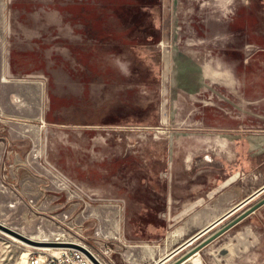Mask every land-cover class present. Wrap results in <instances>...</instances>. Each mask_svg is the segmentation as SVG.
Segmentation results:
<instances>
[{"label": "rangeland", "instance_id": "374dc122", "mask_svg": "<svg viewBox=\"0 0 264 264\" xmlns=\"http://www.w3.org/2000/svg\"><path fill=\"white\" fill-rule=\"evenodd\" d=\"M67 1L28 0L27 3L26 0H12L10 8L11 47L16 44L17 48H21L20 45L28 48V56L24 58L15 55V61L25 65L29 72L41 71L38 69L40 67L54 76L52 80L64 82L60 85L61 88L48 87L46 84L47 96L51 101H48L50 105L46 117L44 108L47 109L48 104L44 102L42 105L44 123L58 133L56 140H50L48 154L55 156L60 150L67 153L68 146L73 144L74 133H78V130L81 132L85 123L89 122L98 127L96 131L101 133L100 138L105 133H113V138H102V142L105 144L108 140L113 149H117L126 139L130 141L118 133L123 129L144 130L154 135L166 134L168 119L162 122L161 116L166 115L169 108L171 0ZM259 1L264 6V0ZM250 3L253 13V0ZM0 4L4 9L5 19L7 0H1ZM27 4L28 14L25 17L28 18V27L19 20L20 10H24L23 5ZM255 17L258 18V15ZM5 27L4 22V30ZM149 80L157 84L159 96L137 95L132 88L123 87H109L106 92L95 93L92 86L95 82L145 84ZM44 81L46 82L45 79ZM80 81L89 82V85L87 83L83 88ZM256 93L259 97L264 96L263 89H257ZM35 113L32 112L31 115L34 116ZM28 122L31 123L28 125V152L30 151V157L48 168L50 177L44 183L36 185L39 197L9 200L8 203L12 202L13 205L0 204V222L26 236L85 244L102 260L99 254L101 252L95 248V244L88 241V229H84L81 218L74 214L79 211L78 206L75 211L70 206L73 197L70 193L80 191L44 163V126L41 127L37 119ZM0 127L5 125L1 124ZM76 149L77 147L73 150ZM47 157L57 164L54 158ZM160 163L162 167H167L165 160L162 159ZM60 168L67 169L66 165ZM142 172L146 175L145 171ZM152 182L155 189L165 191V181H158L156 185ZM142 185H138L142 190H151L147 183ZM98 186V191H101L103 186ZM114 190L115 193L117 189ZM253 202H248L207 233ZM161 223L165 224V218H162ZM4 231L0 229V264H22L23 254L26 252H52L51 249L41 250L24 245L6 235L10 232ZM205 235L206 233L187 245L175 256L176 259ZM198 257L199 264H206L199 255Z\"/></svg>", "mask_w": 264, "mask_h": 264}, {"label": "water", "instance_id": "95a60500", "mask_svg": "<svg viewBox=\"0 0 264 264\" xmlns=\"http://www.w3.org/2000/svg\"><path fill=\"white\" fill-rule=\"evenodd\" d=\"M247 1L171 0L168 131L156 136L167 144V229L179 224L243 174L236 169L223 175L215 185L202 189L201 184L187 178L194 155L213 150L227 138L228 131L239 125L247 132V142L264 150V112L252 102L245 88L248 70L253 62L259 61L264 48L252 39L248 18L251 3ZM11 2L7 0L5 75L46 80L44 75L29 72L23 64L16 61L13 64ZM48 101L46 92V105ZM55 131L44 126V163L91 200L123 201L115 193L98 196L100 186L76 180L69 171L49 160L50 140H56L58 134ZM263 190L264 184L188 237L176 250L206 233L170 264H178L195 253L206 264H264V195L207 233ZM0 229L34 244L75 247L94 264H105L78 242L34 240L1 222Z\"/></svg>", "mask_w": 264, "mask_h": 264}, {"label": "crops", "instance_id": "0c3cea01", "mask_svg": "<svg viewBox=\"0 0 264 264\" xmlns=\"http://www.w3.org/2000/svg\"><path fill=\"white\" fill-rule=\"evenodd\" d=\"M26 2L28 3V0ZM67 2L69 3V0ZM23 8L24 10H20L19 20L28 27V18L25 17L28 14V4ZM258 10L264 13L262 3L258 5ZM3 13L4 9L0 4V125H5L0 127V204L6 205L9 200H26L28 196L39 197V192L35 190L36 185L44 183L45 179L50 177V173L43 163L30 157V151L28 152V125H31L28 121L37 119L41 127L46 126L42 113L46 83L40 77H7L5 75L6 27L4 30V22L6 25L7 16L4 19ZM248 18L252 39L264 46V17L262 19L261 15H258V18H255L250 7ZM15 45L12 47L11 56L13 64L15 55L24 58L28 56V48H23L22 45H20L21 48H17ZM262 49L263 51L259 53V61L253 62L248 70L249 73L246 71L248 85L245 88L252 102L262 107L264 112V96L259 97L256 93L257 89L264 91V48ZM244 62H247V59ZM32 112H36L34 116L31 115ZM167 119L168 113L161 116L162 122ZM90 124V122L85 123L84 129L81 132L78 130L73 137V146L77 147L76 151L79 155V161L75 166L81 172L84 167H89L96 177L98 173L111 178L113 175L120 176L127 168H132L133 165L128 167V164H123L122 159L133 152L141 157L139 165H136L137 172L139 169L148 174L157 169L161 173L159 182H166L167 167H162L161 163L151 167L149 158L145 154L150 151L146 149L147 145L138 143L140 145L138 147L137 144H131L125 140L118 145L117 149H113L108 140L105 144L102 142V138H106V133L100 138L101 133L96 131L98 127ZM228 132L227 138L222 139L213 150L194 155L187 171V178L201 184L202 189H206L215 185L224 174L231 171L240 169L243 174L236 182L220 191L171 229L166 228V222L164 225L161 223L162 218L164 220L166 216L167 193L165 191L154 193L151 190L139 189L132 193L118 187L120 183L115 181L113 185L109 180L110 184H100L103 188L101 187V191H98V196L112 194L113 190L117 189L114 190L117 195L115 196L123 201L91 200L81 192V194L70 193L73 196L70 206L74 211L78 206L79 211H75L74 214L81 218L84 229H88V241L100 249L99 254L105 264L172 263L176 259L175 256L187 245L176 250L177 247L188 237L264 184V150L261 151L259 147L251 146L247 142L245 139L247 132L241 125ZM148 134L141 136L142 138L134 137L146 138V141L151 143L157 135L164 133ZM161 142V146H167L165 141ZM140 182L137 180L135 184L138 186L145 183L144 177L140 179ZM152 184L156 185L157 182L154 181ZM119 189L122 192H118ZM106 190L107 193L104 192ZM263 193L264 190L250 201H255ZM8 204L13 205L12 202ZM192 256L178 264H199V257L190 259Z\"/></svg>", "mask_w": 264, "mask_h": 264}, {"label": "flooded vegetation", "instance_id": "af4514ba", "mask_svg": "<svg viewBox=\"0 0 264 264\" xmlns=\"http://www.w3.org/2000/svg\"><path fill=\"white\" fill-rule=\"evenodd\" d=\"M253 2H254L253 3V5H254L253 9L255 10V12L253 11L254 16L255 15H261V18L263 19L264 13L261 12L260 10H258V5L261 4V1L253 0ZM20 7H22V5ZM27 12H28V10H27ZM38 69L41 70V71L35 70L33 72L37 73V74L44 75L45 77H47L46 78V82L47 83L46 82L45 83L48 85V87L61 88L60 85L62 86V83H64V82L61 83L60 81L52 80V78H54L53 75H51V74L49 75L45 70H43L40 67H38ZM87 83L89 85V82L80 81V84H81V86H83V88H85V86H87ZM47 85H46V88H47ZM92 86L95 88L94 89L95 93L106 92L107 88H109V87H116L117 89L123 87V88H132L137 93V95L154 94V95L159 96V88L157 87V84L154 83V81H151V80H149L145 84L139 83V82H135V83H132V82H127V83H125V82L124 83H113V82H111V83L110 82H108V83L107 82H105V83L102 82L101 83L100 82V83H96L95 82V83H92ZM101 89L104 90V91H101ZM77 91H79V89H77ZM48 100L51 101V98H48ZM57 100H59V99H57ZM49 105H50V102L48 103L47 109L44 108L45 117H46V115L48 113L47 111L49 110ZM104 113H106V111ZM118 133L123 135V137H126V138L130 139L129 142H131V144H137L138 147H140V145H142V144L143 145L144 144L147 145L146 149L148 148V150H150V151H149V153H145V154L149 158V162L151 163V167H153L154 165L155 166L158 165L159 162L162 161V159L165 160L166 165H167V146H165V145L161 146L160 145V144H162L161 141H164V140L156 138V139H154L153 142L149 143V142L146 141V138L139 139L137 137H134V136L141 137L143 135L147 136L148 132H146L144 130H131L130 131L128 129H123V130H121ZM109 137L113 138V133H106V138L109 139ZM138 143L139 144L142 143V144L138 145ZM62 149H64V148H62ZM73 149H75V148H74V146L72 144V145L68 146V148L66 150V151H68L67 153H65V150H60V151L56 152L57 154H55V156H53L52 154H47V156H49L52 159L54 158V161H56V163L60 167H62L63 165H66V167H67L66 171H69L71 174H73L74 178H76V180H78V181L80 179L82 181H86L85 183L88 182V184H92V185H96V184L100 185V184H103V183H109L110 184L111 181H112L111 183L116 181V182L120 183V185H121V186H119V185H117V186H119L120 188L122 187V189H125L127 192L134 193V192H137V190L141 189L140 186H137V184H135L136 181L138 180V182H140V179L142 177H144V180L146 181L145 183H147V186H150L149 188H151V191L154 192V193L158 192V190L155 189L151 185L150 182H152V181H156V182L160 181L161 180V173L157 169H154V171H151L150 173H148L146 175L142 174L143 173L142 170L138 169V172H137L136 165H139L138 162L141 161L140 160L141 157L136 156L133 152L128 153L126 155V157L124 156L123 159H122V160H124L123 164H125V165L128 164V167H129V165H133L132 168L131 167H130L131 169L127 168L123 172V174H121L120 176L113 175V177L111 178L110 176L101 175L99 173H98V177H96L95 174L92 173V171H91V169L89 167H84V168L82 167L83 168L82 172L79 171V169L76 168V166H75L76 162L79 161V155H78V152L76 150L74 151ZM115 159L116 158H114V160ZM109 162H110V160H109ZM111 169H112V167L110 168V170ZM102 171H103V169H102ZM103 174H105V173H103ZM109 180H111V181L108 182ZM165 183H166L165 184V192L167 193V180H166ZM104 185H106V184H104ZM113 185H114V183H113ZM142 186H144V185H142ZM118 192H122V191L119 189Z\"/></svg>", "mask_w": 264, "mask_h": 264}, {"label": "built area", "instance_id": "2783aa9c", "mask_svg": "<svg viewBox=\"0 0 264 264\" xmlns=\"http://www.w3.org/2000/svg\"><path fill=\"white\" fill-rule=\"evenodd\" d=\"M97 256V254H94ZM25 264H94L81 250L71 246H59L55 252L29 253Z\"/></svg>", "mask_w": 264, "mask_h": 264}, {"label": "bare ground", "instance_id": "6f19581e", "mask_svg": "<svg viewBox=\"0 0 264 264\" xmlns=\"http://www.w3.org/2000/svg\"><path fill=\"white\" fill-rule=\"evenodd\" d=\"M5 232V231H4ZM6 235H8L9 237H11L12 239L14 240H17L21 243H23L24 245H27V246H32L34 248H37V249H41V250H52L53 252H55L59 246H51V245H46V244H34V243H29L28 241L26 240H23V239H20L18 238L17 236L13 235V234H10V233H6ZM29 238L31 239H34V240H41V241H46L48 240V238H45V237H35L33 235H30L28 236ZM85 245V244H84ZM26 255H28V252L24 253L23 256V262L22 264H25L26 262ZM198 254H193V256L190 258V259H194L195 257H197Z\"/></svg>", "mask_w": 264, "mask_h": 264}]
</instances>
